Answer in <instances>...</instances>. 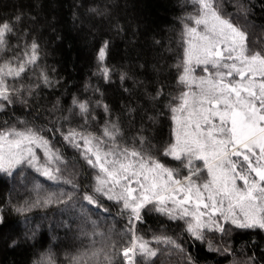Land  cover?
I'll list each match as a JSON object with an SVG mask.
<instances>
[{
	"label": "snow or ice",
	"instance_id": "6c2138e0",
	"mask_svg": "<svg viewBox=\"0 0 264 264\" xmlns=\"http://www.w3.org/2000/svg\"><path fill=\"white\" fill-rule=\"evenodd\" d=\"M191 2L195 11L185 18L190 23L183 25L182 71L177 78L181 91L166 105L172 129L162 150L150 143L143 130L134 143L124 142L120 124L110 117L99 132L89 130L90 121L96 120L92 103L76 96L69 111L75 110L73 115L80 116L83 124L66 131L49 129L59 132L78 150L79 159L94 170L91 191H84L83 200L97 209L101 208V198L114 201L126 217V231L111 245L113 255H104L106 264H113L116 255L122 257L119 264H141V259L155 264L153 258L161 250L152 247V242L183 252L171 236L161 233L149 241L138 234L137 225L144 222L145 211L182 221L184 231L196 241H204L208 232L225 234L228 225L264 230V47L253 46L246 25L226 16L218 0ZM10 37L21 39L14 23L0 18V111L17 102L27 103L25 93L32 95L35 87L23 80L40 60L35 39L14 46ZM107 49L105 41L97 52V74L105 82L111 78V70L104 64ZM197 70L201 74L197 75ZM37 76L44 86H55L46 71ZM126 78V74L120 77L121 81ZM162 95L163 90H157L153 99ZM95 107L111 112L101 100ZM162 157L177 162V166H169ZM23 165L49 181L63 180L78 188L71 178L74 173L64 176L68 162L63 153L39 129H0V172L11 175ZM73 198V193H52L43 203L67 204ZM31 206L26 202L16 211H27ZM93 235L110 239L104 233ZM209 250L231 251L211 245ZM101 252L73 257V264L99 260ZM35 264L55 261L46 253ZM188 264H194L190 256Z\"/></svg>",
	"mask_w": 264,
	"mask_h": 264
},
{
	"label": "trees",
	"instance_id": "16d2710c",
	"mask_svg": "<svg viewBox=\"0 0 264 264\" xmlns=\"http://www.w3.org/2000/svg\"><path fill=\"white\" fill-rule=\"evenodd\" d=\"M218 3L233 22L246 25L254 47H264L260 43L264 40V0ZM194 11L191 0H0V18L11 20L21 37L19 41L10 37V43L23 45L35 39L40 48L38 67L23 80L35 91L30 96L25 93L26 104L17 102L0 111V129H39L68 162L64 176L74 173L71 178L78 185L73 189L63 180L49 181L27 165L11 175L0 172V264H35L46 253L55 264H73V257L100 249L99 260H86L85 264H106L104 255H113L111 245L122 239L126 217L114 201L101 198L97 209L83 200L84 191H91L94 170L79 159L78 150L59 132L49 129L66 131L83 124L80 116L73 115L75 110L69 111L76 96L92 103L96 120L90 121L89 130L99 132L110 117L120 124L124 142L134 143L143 130L150 143L162 150L172 129L166 105L181 91L177 78L182 71L183 25L190 23L185 18ZM16 16L21 19L16 21ZM105 41L109 82L97 74V52ZM41 70L48 73L54 87L39 81ZM122 74L127 77L123 81ZM160 89L163 95L153 99ZM97 100L109 106L110 114L95 107ZM150 116L154 119L149 120ZM162 159L170 165V158ZM62 192L73 193V200L43 203L49 194ZM26 202L33 206L17 212ZM143 215L144 222L137 225L139 235L152 241L153 235L163 233L183 249L152 242V247L161 250L153 258L155 264H188L189 256L194 264H264V230L228 225L227 233L208 232L204 241H196L184 231L182 221H169L149 211ZM209 245L231 251H210ZM121 260L116 255L113 264ZM141 264H145L142 259Z\"/></svg>",
	"mask_w": 264,
	"mask_h": 264
},
{
	"label": "rangeland",
	"instance_id": "374dc122",
	"mask_svg": "<svg viewBox=\"0 0 264 264\" xmlns=\"http://www.w3.org/2000/svg\"><path fill=\"white\" fill-rule=\"evenodd\" d=\"M199 74H201V73L199 72V70H197V75H199ZM198 163H199V162H198ZM169 166H171V167H175V166H177V162L171 160V163H170ZM0 217H1V215H0Z\"/></svg>",
	"mask_w": 264,
	"mask_h": 264
}]
</instances>
